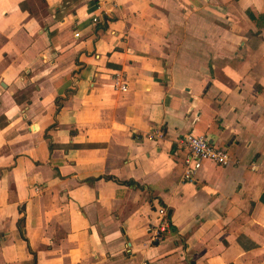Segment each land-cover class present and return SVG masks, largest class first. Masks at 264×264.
<instances>
[{
  "label": "crops",
  "instance_id": "1",
  "mask_svg": "<svg viewBox=\"0 0 264 264\" xmlns=\"http://www.w3.org/2000/svg\"><path fill=\"white\" fill-rule=\"evenodd\" d=\"M0 264H264V0H0Z\"/></svg>",
  "mask_w": 264,
  "mask_h": 264
},
{
  "label": "built area",
  "instance_id": "2",
  "mask_svg": "<svg viewBox=\"0 0 264 264\" xmlns=\"http://www.w3.org/2000/svg\"><path fill=\"white\" fill-rule=\"evenodd\" d=\"M97 21L98 19L94 18V22ZM113 81L116 89L122 91L128 89L124 75L120 73L115 74ZM149 137L154 138L155 134L150 133ZM179 144L185 151L182 176L184 182H196L205 161H212L221 166H227L231 163V156L228 149L214 145L206 135H196L191 132L185 134L180 139ZM157 212L160 219L153 229L154 241L162 240L170 225L167 208L159 206Z\"/></svg>",
  "mask_w": 264,
  "mask_h": 264
}]
</instances>
